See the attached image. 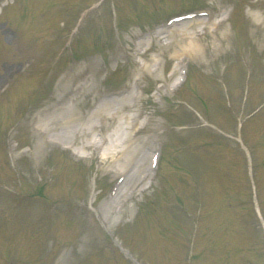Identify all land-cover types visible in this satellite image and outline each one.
I'll use <instances>...</instances> for the list:
<instances>
[{
    "label": "rangeland",
    "instance_id": "374dc122",
    "mask_svg": "<svg viewBox=\"0 0 264 264\" xmlns=\"http://www.w3.org/2000/svg\"><path fill=\"white\" fill-rule=\"evenodd\" d=\"M2 1L0 0L1 4L5 1L9 4L14 2L8 9H0L2 10L0 11V93L13 78L18 77L14 88L7 93L6 97L7 103L12 104L9 106L10 109L18 112V116L15 117L16 126L13 127L15 122L9 123L8 119L6 121L8 130L13 127L10 131L13 133V146L19 142V149H12L13 158L18 157L25 168L33 167L34 170L26 177L28 182L39 180L42 183L45 180L48 185L44 191L46 199L26 195L19 198L20 193L11 197L5 187L0 186V218L14 221L17 216L16 220L27 223L24 216L19 213V210L24 207L27 215L35 216L36 221L41 223L38 240H42L40 243L43 244L40 245L33 239L32 236L36 237V234L23 235L17 232L13 235L12 226L7 230L12 233V239L8 244H3L1 249L11 246L13 249L11 254L17 255L14 249L22 246L23 249L19 253L27 255L30 261L23 264H81V260H87L86 264H120L122 258L118 252L112 253V250L115 251L112 249L115 244L107 242L106 231L99 225L95 214L86 205L93 187L92 176L96 166L100 167L97 188L103 189L97 195V199L99 198L97 206L95 205L97 210L101 199L106 198L114 187L115 182H112L114 177L108 175L107 169L99 164L98 159L93 162L87 158L86 160L76 159L77 156L62 146L54 148L48 146L38 156L39 153L35 152L37 140L29 132L27 117L36 113L37 109L55 104V100L62 94L63 99L75 95L74 97H77L75 112L68 122L85 123L91 112L103 103L102 94L131 90L137 81L143 85L144 89L138 121L145 127L143 131H138L134 138L141 137L147 139L148 143H157L156 150H159L160 145L164 147V153L171 157L172 165L169 167L160 165L151 170L149 181H153L154 185L145 190L142 195H136L128 201V205L119 215L120 222L108 226L110 233L114 236L118 234L125 243H134L132 235L134 230H140L143 237L150 236V238L158 237L160 233L163 235L165 231V235L155 246L161 252L163 259L159 255H154V250L149 246L152 244L147 243L145 250L150 256L146 257L145 262L167 264L169 259L167 256L175 253L176 247L181 248L174 241L177 228L179 231L182 228L183 238L189 244V238L186 237L188 232L185 233L184 230L192 226L193 216L197 214L198 208H201L200 212L205 213V223L212 221L209 219L212 212L223 210L224 213L220 219L212 221L210 225L212 229L210 227L202 229L203 235L198 230L200 235L199 237L197 235L198 239L196 238L197 242L194 246L196 253L193 251V264H242L247 258H252L254 264H259V260L264 262L263 250L256 249L259 251L256 253L247 248L249 238L246 233L251 230L257 231L255 220L258 213L262 215L261 220L264 223V198L260 195L261 186L258 182V206L246 207V195L250 193L251 188L248 192V188L242 184L246 175L245 156L241 153V160L233 168L236 184L242 192L239 195L243 196L245 204H237L234 208L233 206L232 208L223 207V200L227 198L222 193V189L224 190V186H229L226 181V174L229 171L226 172L225 168L228 167L222 163H216L217 158L213 155V151H216L217 156L218 153L225 155L229 149L233 150L230 148L233 147V143L231 140L217 137L212 131L202 130L201 120L198 117L195 125L190 128L182 127L189 118L181 110L182 106L180 108L176 106L181 104L179 100L182 99L196 102V97L191 95L190 91L196 93L194 88L197 86L199 88V94H197L205 99L204 104L207 108L206 110L199 102H196L201 107L203 115L219 119L225 129L235 131L234 115L236 112L240 115V112L236 108L234 111L228 109L223 85L217 79L222 74H227V78L233 81L236 76L235 79L240 80L238 84L236 83L237 97L242 95L245 89L240 82L247 79V73L252 82L264 79V0ZM79 1L84 3L81 4ZM114 9L123 16L119 25L115 19ZM188 9H204L211 17L222 11V14L227 12L230 17L220 24H216L214 19H211L206 23L204 35H200L203 31L196 33L192 31L199 21L188 25L187 33L181 31L182 26H175L169 32L170 40L167 43L158 41L155 34L150 33L156 25L165 22L172 13ZM59 12L61 15L58 14ZM22 14H25V17H22ZM58 19L65 22L59 23ZM10 26L17 28L16 30L25 37H13L18 32L12 30ZM150 34L153 36L148 38ZM25 42L28 43V48L23 45ZM36 44L38 47L35 48ZM237 48L239 51H244L241 54L242 57L239 56ZM249 49L253 51L252 54L248 52ZM86 50H89L87 54H85ZM89 59H92L95 65L87 69ZM180 59L189 60L190 64H193V77L174 91L155 94L154 91L160 83L172 79L177 74L176 69ZM9 68L13 71L10 75L6 73ZM25 71L30 76L36 71L38 84L48 78V86L34 85L35 80L25 76ZM68 72H70L69 75H67ZM42 73L47 74L45 78H42ZM55 76L57 77L53 79ZM31 80H34V83ZM82 81H88L89 84ZM71 82L72 87L69 89ZM213 83H216L217 87ZM80 85L82 86L79 90ZM257 85L255 84L256 89ZM27 87L37 94L35 102L27 101V97L24 99ZM255 87L254 90H256ZM74 89L79 92L76 93ZM253 97L259 99L256 93ZM100 100L102 101L98 103ZM239 101L242 103L243 99ZM4 108L3 105L0 113ZM248 108L245 104L244 114L248 112ZM125 111H132V109L126 107ZM107 114H103V118L107 119V124L104 125L106 130L114 124L116 119V117L109 118ZM2 118L7 116L0 115V121ZM96 118L93 117L92 120ZM245 128L254 136L256 143H260L258 146L264 144V116L258 117ZM1 135H3L2 130L0 137ZM187 135H190V142L197 143L198 153H193L192 157L180 153L176 158V151L173 148L176 149L179 146L180 150L189 144L182 142ZM82 140L85 141L82 136L76 135L74 142L77 144ZM244 141L256 157L257 151L253 139L244 136ZM28 144L33 147L32 152L21 154L28 148ZM20 157L24 158L20 159ZM235 157L238 158L237 152ZM176 159L181 162H176L180 165L178 167H174ZM17 161L14 162L15 165ZM4 165L5 161L1 158L0 166L4 167ZM169 170L172 171L168 176L165 173L166 179H169L168 183L164 181L162 175H164L163 171ZM216 171H219V174L216 175ZM58 172H61V179H58V183L61 184H57V179L54 178L55 173L59 175ZM258 172L260 176H263L264 172L261 173L259 169ZM23 180L27 181L25 178ZM7 181L10 183L9 177ZM66 181L68 185L64 184ZM171 184L175 186V193H172V188L169 186ZM194 189H208L209 193L197 194ZM161 195L163 203L160 202ZM172 195L175 197L174 200H171ZM192 199L197 200L195 201L197 205L191 203ZM171 201L173 202L170 204ZM145 205L152 208V218L143 214L141 206L145 207ZM159 206L166 208L167 212L160 214L157 210ZM212 215L215 218V215ZM144 216L150 221L148 222ZM244 217H246L245 220ZM243 223L250 229L245 231ZM17 224L20 223H14V225ZM24 227L31 229L30 224H25ZM115 241L119 244V241ZM160 247H163V250ZM115 248L120 251L116 245ZM246 252L250 255L245 254ZM39 255H41L40 258L36 257ZM171 263L172 261L169 262Z\"/></svg>",
    "mask_w": 264,
    "mask_h": 264
},
{
    "label": "bare ground",
    "instance_id": "6f19581e",
    "mask_svg": "<svg viewBox=\"0 0 264 264\" xmlns=\"http://www.w3.org/2000/svg\"><path fill=\"white\" fill-rule=\"evenodd\" d=\"M124 99V97L115 98V100L117 101L116 104L112 103L111 107L110 105L103 104V109L101 107L97 109L101 113H106L107 111L109 113V109L118 112L120 107H123V105H125L123 101ZM75 108V105L70 102V104L62 106L61 109H58V111L48 113L47 115L40 113L33 119V130L38 136L41 135V132L49 131L50 135L54 137V142L64 143L67 146H70L69 144L75 140L76 135H80L82 136V138L88 141L91 137L90 135L94 134V131L96 132V135H99L100 132H98L97 129L101 125H98L99 122L91 119L85 124H65L61 131H58L60 133L52 132L54 124L57 123V120L61 118L60 120H66L68 122V119L72 115V112H75ZM98 111H95L96 115H98ZM55 136H59V138L57 139ZM132 138V132L126 133L123 131V133H118V136L113 141L114 146L110 147L106 152V158H108L107 162L110 165L109 170L111 172L119 174H123V172H126L122 185V188H124L125 190H122V188L121 190H118L112 199L113 202L116 201V203L123 201V198L126 199L129 196V190L134 187L136 182L139 180L140 173L146 171V169L148 168L144 154H142L138 159L139 164H133L130 168L128 167L131 161H133L139 153V145L132 141ZM52 140L53 139H51V141ZM42 141L43 139H41V137L39 136L38 145L40 147H42ZM80 143H84V141L82 140ZM91 145H96V143L94 142Z\"/></svg>",
    "mask_w": 264,
    "mask_h": 264
}]
</instances>
